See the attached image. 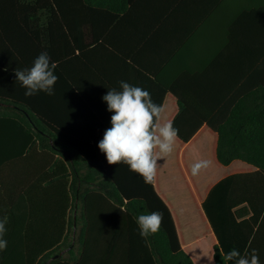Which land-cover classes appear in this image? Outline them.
<instances>
[{"label":"trees","instance_id":"obj_1","mask_svg":"<svg viewBox=\"0 0 264 264\" xmlns=\"http://www.w3.org/2000/svg\"><path fill=\"white\" fill-rule=\"evenodd\" d=\"M41 52L59 79L26 97L15 69ZM121 80L179 129L151 185L98 148ZM0 143L49 176L48 204H24V264H224L232 249L264 264V0H0Z\"/></svg>","mask_w":264,"mask_h":264},{"label":"clouds","instance_id":"obj_2","mask_svg":"<svg viewBox=\"0 0 264 264\" xmlns=\"http://www.w3.org/2000/svg\"><path fill=\"white\" fill-rule=\"evenodd\" d=\"M57 64L51 61L47 52H41L30 68L15 69L16 81L25 89L24 95L31 97L39 92L54 94V86L59 77L54 74ZM120 90H109L103 97L107 110L112 113L111 127L105 130L98 143L109 165L125 164L131 172L139 175L145 184L155 183L157 161L174 151L179 129L172 121L163 118L164 108L156 104L151 94L141 87L119 81ZM210 161L199 160L191 165V174L197 176L208 168ZM163 214L154 211L136 218L139 235L148 238L156 234L162 225ZM8 217L0 218V251L7 248L4 238ZM224 264H260L258 254L253 250L249 256L232 249L223 254Z\"/></svg>","mask_w":264,"mask_h":264},{"label":"crops","instance_id":"obj_3","mask_svg":"<svg viewBox=\"0 0 264 264\" xmlns=\"http://www.w3.org/2000/svg\"><path fill=\"white\" fill-rule=\"evenodd\" d=\"M29 169H39L38 153L27 152L19 157L9 158L8 152L1 149L0 143V218L8 217L4 237L8 244L6 250L0 251V264H24V204L38 203L40 200L48 204L49 195L44 191L49 181L48 174L27 175ZM9 205L13 207V217L9 216ZM37 237L38 235L35 236ZM35 252H39V248Z\"/></svg>","mask_w":264,"mask_h":264}]
</instances>
